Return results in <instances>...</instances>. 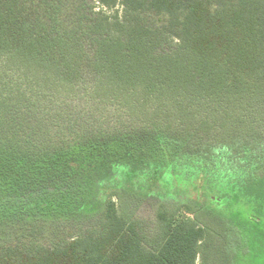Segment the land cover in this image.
I'll list each match as a JSON object with an SVG mask.
<instances>
[{"label": "trees", "instance_id": "trees-1", "mask_svg": "<svg viewBox=\"0 0 264 264\" xmlns=\"http://www.w3.org/2000/svg\"><path fill=\"white\" fill-rule=\"evenodd\" d=\"M128 159L194 179V218L161 206L147 232L108 187L94 223L65 221ZM213 208L259 229L231 259ZM6 220L0 264H264V0H0Z\"/></svg>", "mask_w": 264, "mask_h": 264}, {"label": "rangeland", "instance_id": "rangeland-1", "mask_svg": "<svg viewBox=\"0 0 264 264\" xmlns=\"http://www.w3.org/2000/svg\"><path fill=\"white\" fill-rule=\"evenodd\" d=\"M129 160V159H128ZM125 171L117 172L116 174L109 173L105 166L103 171L96 172L94 176L95 183H92V192L84 197L82 204L86 206L79 208L72 219L65 220L73 224L87 225L94 223L97 218L98 210L102 206V197L98 194L100 190H105L108 187H123L129 191L134 198L135 207L132 211L136 215L142 228L147 232L154 233V226L157 221V212L161 206L168 210L178 209L181 213H185L183 203L194 200L196 190H194V179L181 178L176 180L173 176L163 174L154 169L153 164L139 166L138 163L129 160ZM194 186V187H193ZM132 198V199H133ZM213 215H208L213 211ZM204 210L202 218L209 224V241L214 248V252H220L225 259L232 258L233 247L238 242V229L242 228L247 233L248 243H252V236L259 229L252 223L245 222L244 218L237 221L235 225L229 223L226 218L220 217L219 209ZM187 216L194 218L193 214L185 213ZM9 221L0 223V231L8 229ZM240 222V223H239ZM241 224V225H240ZM156 227V226H155ZM250 239V240H249ZM249 247L245 248L248 254ZM201 259L197 257L195 264H199ZM263 261V260H262Z\"/></svg>", "mask_w": 264, "mask_h": 264}]
</instances>
